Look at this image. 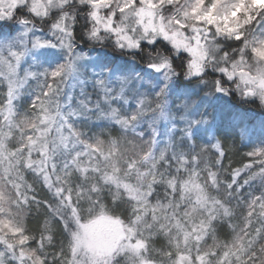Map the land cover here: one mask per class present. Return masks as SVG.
Masks as SVG:
<instances>
[{
    "label": "snow or ice",
    "instance_id": "obj_1",
    "mask_svg": "<svg viewBox=\"0 0 264 264\" xmlns=\"http://www.w3.org/2000/svg\"><path fill=\"white\" fill-rule=\"evenodd\" d=\"M53 2L62 6V0H48L47 4L45 0H31L30 5L28 0H0V37L4 35L6 27L10 34L16 33L8 39H0V80L6 81L4 102L0 103V176H6L8 181L4 188H0V264H48L47 249L54 247L51 242L56 240V228L66 234L71 257L67 264H77L81 250L111 257L118 247L120 250L127 247L139 254L148 249L152 240L149 236L148 239L141 238L126 246L121 245L122 240L130 239V236L126 237L121 221L102 205L98 210L93 205L87 216L82 215L77 200L73 199V190L62 186L63 181L71 187L73 176L99 172L101 161L108 164L113 160L120 151L121 143L120 138L113 135V129L118 125L127 132L132 123L141 118L144 108L151 106L152 94L141 93L135 81L127 75L115 76L111 81L96 76L93 87L98 93H103L104 103L100 104L97 96L96 110L88 108L87 111L97 115L102 108L103 114L97 115L98 122L92 125L94 134L84 143V133L76 127V121L82 118L83 107L91 104L92 98L86 95L87 85L83 82L77 107H72L76 103L72 95H60L57 82L74 71V62L62 63L46 71L43 81L32 93L30 107L36 118L26 123L17 119L15 107L19 95L31 80L36 79V73L25 68V64L36 49L55 47L57 43L69 47L70 38L64 40L55 36L56 32L67 36L69 19L73 20L72 36L76 34L75 22L84 16L94 25L93 35L101 30L112 32L118 42H123L129 48L143 45L142 41L129 34L137 28L146 34L158 32L174 49L192 57L189 75L200 72L199 60L205 58L207 46L211 43L203 37L199 38L203 39V44L199 39L193 43L187 35L189 29L195 34L214 29L218 36H226L242 44L241 64L245 63L243 54L246 51L264 62V40H246L244 34L253 14L264 11V3L258 0H186L182 7L179 0H167L169 8L173 4L179 8L169 17L168 23L174 25L171 30L162 16L157 17V9L162 7L164 0H84L77 16H56L49 36L41 37L31 27L32 22L46 16ZM148 67L162 71L169 68L170 63L166 58H161ZM240 74L259 80L264 87V70L258 69L255 77L246 70H241ZM163 91L160 89V94ZM185 132L188 134L184 140L187 145V138L195 139V135L194 130L185 129ZM77 140L81 141L79 147ZM196 147L188 146L190 154H195ZM212 147L216 150L219 168H227L228 183L220 182L215 165L206 173L207 184H201L200 174L193 170L182 186L187 204H170L164 210L167 224L156 217V210L153 209L152 219L159 226L156 238L167 234L169 240L168 245L161 248V254L169 264H264V258L255 251L256 245L264 240V195H258L255 189L249 191L257 178L264 180V146L248 150L239 167H233L231 163L225 166L228 154L221 143ZM5 164L7 167H4ZM113 172H118L115 166ZM62 173L67 174V179ZM103 178L126 190L130 189L129 185L122 184L118 174H110L107 168ZM37 184L41 188L47 185L48 189H55V194L50 193V199L41 198ZM211 185L226 189L229 202L239 198L237 203L241 216L246 219L231 228V238L228 233H218L217 224L221 216L225 222H230L234 216L233 210L224 206L225 202L219 195L214 198ZM175 188L174 200L181 185L177 184ZM219 188L216 189L218 194ZM130 195L135 197L134 192L130 191ZM24 204H27L29 214L39 209L45 213L43 223L35 233L24 226L21 213L16 211ZM169 209L171 216L168 215ZM238 227L243 231L238 233ZM151 230L152 226H149ZM56 252V264H60V257H67L68 253L60 249H56ZM144 264H150V261L145 260Z\"/></svg>",
    "mask_w": 264,
    "mask_h": 264
},
{
    "label": "clouds",
    "instance_id": "obj_2",
    "mask_svg": "<svg viewBox=\"0 0 264 264\" xmlns=\"http://www.w3.org/2000/svg\"><path fill=\"white\" fill-rule=\"evenodd\" d=\"M47 2L48 0H45L46 4ZM185 2L186 0H179V6L182 7ZM258 2L264 3V0ZM28 3L30 5L31 0H28ZM83 4L84 0H62V6L53 2L48 7L47 15L34 19L31 27L37 30V35L48 37L56 16L75 17L80 13ZM178 10L177 4L169 8L167 0H164L162 7L157 9V17L162 16L166 26L171 30L174 25L168 23L169 17ZM72 25L73 20L69 19L67 36H63L61 32L55 33L58 38L63 37L64 40L70 38L68 48L57 43L55 47L36 49L33 57H30L25 64V68L36 73V79L31 80L19 95L15 107L17 119L21 123H26L29 119L36 118L30 107L32 93L43 81V74L62 63L74 62V71L65 74L63 80L57 82L60 95L64 93L72 95L73 100L76 101L72 107H77L81 99L79 94L83 82L87 85L86 95L92 98L91 104L84 105L82 118L76 121V127L84 133V143H87L88 138L94 134L92 125L98 122L97 115L103 114L102 108L97 111V115L87 111L88 108L96 110L97 96L100 104L104 103L103 93H98L93 87L96 76H103L111 81L115 76L127 75L135 81L141 93L152 94L151 106L144 108L141 118L132 123L127 132L122 131L118 125L113 129V135L118 136L121 141L120 151L113 160L108 164L101 161L99 172L87 176L83 173L73 176L71 187L63 181L62 186L73 190V199L77 200L82 215L87 216L89 208L93 205H96L97 210L102 205L109 214L119 219L126 237L130 236V239L122 240L121 245L126 246L138 239L152 237L148 249L139 254L127 247L124 250L118 247L111 257L93 255L81 250L77 264H144L145 260L150 261V264H169L161 254V248L167 246L169 240L167 234L156 238V230L159 226L155 225L152 219L153 209L156 210V217L167 224V220H164V210L168 209L170 204H187V200L183 198L182 186L183 181L193 170L200 174L201 184H207L206 173L215 165L214 170L219 174L220 182L228 183L227 168H219L216 150L212 145L221 143L224 151L233 156L239 144L247 142L250 137H240V128L235 129L231 139L223 137L219 118L225 107V101L256 113L257 121L250 126V131L261 141L259 146H264V87L260 85L259 80L240 74L241 70H246L255 77L258 69L264 70V62L259 61L250 51H246L243 54L245 63L241 64L242 44L226 36H218L214 29L202 30L198 34L189 29L187 35L193 43L200 37L211 41L207 46V55L199 60L200 72L189 75L192 57L182 50L174 49L168 40L160 37L158 32L146 34L142 29L137 28L134 33L129 34L134 39L142 41L143 45L129 48L123 42H118L112 32L101 30L99 34L93 35L94 25L84 16L75 22V36H72ZM129 27L131 28L132 25ZM15 34V32L10 34L6 27L0 39H8L10 35ZM244 34L246 40H264V11L253 14L252 21L244 29ZM199 42L203 44V39H199ZM161 58L169 61V68L155 71L148 67L151 63L159 62ZM160 89H164L162 94ZM5 94L6 81L0 80V103L4 102ZM25 95L30 96V99L21 108L20 101ZM124 107L127 108L128 105L125 104ZM136 129L140 131L135 132ZM185 129L194 130L195 135V139L187 138V145L184 142L185 137L188 136ZM80 143V140L76 141L78 147ZM190 145L197 146L195 154H190L188 148ZM246 153L247 151L241 153L236 161L237 167L244 162ZM229 163L233 165L231 160ZM113 166L118 172H113ZM4 167H7V164ZM106 168L110 174H118L122 184L129 185L130 189L126 190L120 185L105 181L103 176ZM62 174L67 179V174ZM7 182L6 176H0V188H4ZM177 184L181 185V189L174 200L173 192L176 191ZM170 188L173 191H169ZM211 188L214 198L219 195L225 202L224 206L233 210L234 216L230 222H225L221 216L217 224V232L221 233L220 229L224 227L231 238L233 235L231 228L240 225L241 221L246 219L241 216L240 205L237 203L239 198L229 202V196L225 194L226 189L219 188V185H211ZM217 188L219 194L216 192ZM253 189L257 190L258 195H264V180L257 178L249 191ZM37 190L41 198L50 199L51 195L55 194V189H48L47 185L41 188L37 184ZM130 191L135 193V197L130 195ZM232 195L236 194L232 193ZM7 209L6 204L5 212ZM16 211L21 213L25 221L24 226L34 233L38 231L45 217L43 209L29 214L27 204H24ZM168 215L171 216L170 209ZM32 220H38V223L33 226L30 224ZM149 226H152L151 231ZM129 229H131L130 233ZM242 231L243 228H237L238 233ZM65 236L60 228H56V240L51 242L54 247L47 249L48 264H56L58 256L56 249L68 253L67 257H60V264H67V260L71 258ZM262 250H264V240L255 247V251L264 258Z\"/></svg>",
    "mask_w": 264,
    "mask_h": 264
},
{
    "label": "trees",
    "instance_id": "obj_3",
    "mask_svg": "<svg viewBox=\"0 0 264 264\" xmlns=\"http://www.w3.org/2000/svg\"><path fill=\"white\" fill-rule=\"evenodd\" d=\"M231 43V42H229ZM26 104V95L22 97L20 101V107L22 108ZM225 107L221 112L219 118L220 130L223 133V137L226 139L232 138V133L236 128H240V137H250L247 142H241L237 151L233 154L228 155V159H225L224 164L227 166L229 161L233 162V167H237L236 161L239 159L241 153L250 150L253 147L260 145L261 141L257 139L250 131V126L257 121L256 113L252 112L250 109L243 108L239 105H233L228 101L224 102ZM31 179V177H29ZM38 220L30 221V224L35 226ZM221 234L226 233L225 228L221 227Z\"/></svg>",
    "mask_w": 264,
    "mask_h": 264
},
{
    "label": "rangeland",
    "instance_id": "obj_4",
    "mask_svg": "<svg viewBox=\"0 0 264 264\" xmlns=\"http://www.w3.org/2000/svg\"><path fill=\"white\" fill-rule=\"evenodd\" d=\"M30 99V96L26 95V102Z\"/></svg>",
    "mask_w": 264,
    "mask_h": 264
}]
</instances>
